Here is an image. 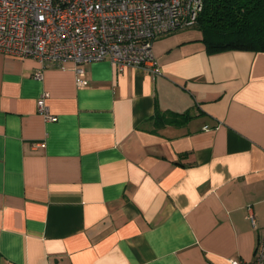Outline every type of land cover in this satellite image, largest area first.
<instances>
[{"label": "crops", "instance_id": "obj_1", "mask_svg": "<svg viewBox=\"0 0 264 264\" xmlns=\"http://www.w3.org/2000/svg\"><path fill=\"white\" fill-rule=\"evenodd\" d=\"M201 40L195 28L156 39L160 75L89 63L84 88L73 63L0 53V264L255 259L264 53L209 55ZM45 92L55 122L39 112Z\"/></svg>", "mask_w": 264, "mask_h": 264}, {"label": "built area", "instance_id": "obj_2", "mask_svg": "<svg viewBox=\"0 0 264 264\" xmlns=\"http://www.w3.org/2000/svg\"><path fill=\"white\" fill-rule=\"evenodd\" d=\"M203 9L204 0H0V53L42 69L73 63L79 88L89 86L85 65L103 60L160 75L154 41L192 29ZM34 76L43 79V71ZM48 98L38 100L39 112L55 122ZM230 262L264 264V245L253 261Z\"/></svg>", "mask_w": 264, "mask_h": 264}, {"label": "trees", "instance_id": "obj_3", "mask_svg": "<svg viewBox=\"0 0 264 264\" xmlns=\"http://www.w3.org/2000/svg\"><path fill=\"white\" fill-rule=\"evenodd\" d=\"M194 28L201 32L209 55L264 53V0H204ZM166 117L164 123H179L192 115L168 113Z\"/></svg>", "mask_w": 264, "mask_h": 264}, {"label": "rangeland", "instance_id": "obj_4", "mask_svg": "<svg viewBox=\"0 0 264 264\" xmlns=\"http://www.w3.org/2000/svg\"><path fill=\"white\" fill-rule=\"evenodd\" d=\"M193 31H195V32H192L191 34H196L197 31H196V30H193ZM175 33H176V32H175ZM197 34H198V33H197ZM180 35H183V34H180Z\"/></svg>", "mask_w": 264, "mask_h": 264}]
</instances>
